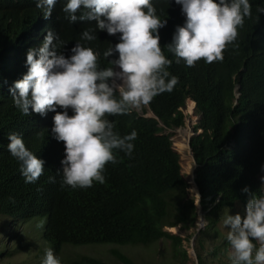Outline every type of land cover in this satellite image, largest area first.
<instances>
[{
    "label": "trees",
    "instance_id": "16d2710c",
    "mask_svg": "<svg viewBox=\"0 0 264 264\" xmlns=\"http://www.w3.org/2000/svg\"><path fill=\"white\" fill-rule=\"evenodd\" d=\"M65 2L57 0L50 18L43 19L36 0H0V213L18 218L44 215L41 236L54 250L62 243L148 247L161 239L165 247L158 252V262L148 253L135 262L117 249L112 254L123 264H185L188 257L178 246L180 235L163 227H193L195 207L187 195L189 185L180 171L179 154L171 146L169 133H160L163 127L158 120L171 119L170 129L182 126L181 110L182 123L170 116L187 97L194 101L198 118L189 136L197 163L193 179L200 204L212 202L207 209L211 214L236 204L244 207L248 197L241 189L245 186L252 195L264 194L258 175L264 170V13L257 12L264 8V0H250L252 15L245 18L222 62L201 60L194 67L175 63L166 48L175 28L185 21L181 6L174 0H152L156 14L167 21L159 30L160 43L173 60L168 70L179 82L172 92L158 95L147 106L157 119L134 110L108 117L121 136L137 132L134 150L130 157L117 152L118 162L106 166L105 183L84 189L62 184L64 145L51 132L55 113L25 116L9 92L27 72L28 49L38 48L49 30L66 42L65 55L79 42L99 53L101 67L108 66L103 52L119 41L118 35L97 31V40H82V30L94 22L70 23L62 12ZM10 133L20 135L27 148L45 161L44 174L35 183H25L20 163L9 153ZM49 177L54 180L50 182ZM81 261L78 264H106L90 256Z\"/></svg>",
    "mask_w": 264,
    "mask_h": 264
},
{
    "label": "clouds",
    "instance_id": "9594fccd",
    "mask_svg": "<svg viewBox=\"0 0 264 264\" xmlns=\"http://www.w3.org/2000/svg\"><path fill=\"white\" fill-rule=\"evenodd\" d=\"M174 2L181 6L185 21L175 28L166 48L175 63L183 61L187 67L201 60L222 62L245 18L252 15L250 0ZM56 3L36 0L43 19L50 18ZM62 12L70 23L94 22L82 30L84 41L97 40V31L118 35L119 41L103 52L108 66L101 67L99 53L79 42L65 55L66 42L49 30L38 48L28 49L27 72L9 92L25 116L55 113L51 132L64 145L62 184L84 189L105 183L106 166L118 162L117 152L130 157L134 150L137 132L121 136L108 117L150 105L158 95L172 92L179 80L169 72L173 60L160 43L159 30L167 21L156 14L152 0H66ZM257 12L264 13V8ZM8 140V151L20 163L25 183H35L44 174L45 161L27 148L20 135L10 133ZM241 191L248 197L243 215L235 212L223 219L229 259L231 264H264V194L252 195L247 186ZM42 264L61 261L49 248Z\"/></svg>",
    "mask_w": 264,
    "mask_h": 264
},
{
    "label": "rangeland",
    "instance_id": "374dc122",
    "mask_svg": "<svg viewBox=\"0 0 264 264\" xmlns=\"http://www.w3.org/2000/svg\"><path fill=\"white\" fill-rule=\"evenodd\" d=\"M181 103L182 101L173 110L170 116L177 118L179 123H182L179 109ZM193 106L194 101L187 97L183 106H181L184 114V124L181 127L170 129L169 126L171 127L173 124H168V122H170L171 119L162 120L160 122L163 127L161 132L169 133L170 138L174 140L177 152L180 142L190 136L193 129L192 124L197 122L198 115L194 112ZM133 110L139 111L144 115L152 114L148 111L147 106H144L143 109ZM167 124L168 126H166ZM177 126H180V124ZM173 130L176 133H174ZM186 149V157L187 155L191 157L186 160L181 158V155L178 153L181 167L180 171L184 179L191 181L193 171L190 173L189 168H192V170L194 169V160L188 144ZM258 175L261 188L264 192V170H261ZM190 185L191 184H187L188 188L186 187L187 195L195 201L197 193L194 192V185ZM198 204L199 210H195L196 221L193 227L182 229L179 225H175V227L165 226L163 229L170 233L180 235L178 246L181 250H186L188 257L185 264H231L229 259L230 248L226 239L228 229L223 225V219L226 215L235 212H239L243 215L244 207L240 204H236L232 209H218V213L215 215L207 211V209L212 206V202L206 200L200 204L198 199ZM202 211H205V216ZM44 219V215L18 218L0 213V264H42L45 251L49 248H51L54 254L60 259L61 264L82 263L81 259L88 256L98 258L106 264H123L112 254V250L114 249L128 255L134 262L139 259L141 255L144 256V254L147 253L153 254L158 262V252L165 247V243L161 239H158L148 247L115 242L62 243L58 250H54L41 236ZM202 220L204 223H202L201 229L196 233V225ZM181 237L184 239L182 243ZM196 257L198 259L197 262ZM176 258L177 256L174 259Z\"/></svg>",
    "mask_w": 264,
    "mask_h": 264
},
{
    "label": "water",
    "instance_id": "95a60500",
    "mask_svg": "<svg viewBox=\"0 0 264 264\" xmlns=\"http://www.w3.org/2000/svg\"><path fill=\"white\" fill-rule=\"evenodd\" d=\"M151 113L152 114H148V116H152V117H155V115H154V113L151 111ZM141 115H143V114H141ZM159 121V120H158ZM158 124L159 125H161V123H160V121L158 122ZM162 126V125H161ZM173 132L174 133H176L174 130H173ZM193 133V129H192V132H191V134ZM169 139L170 140H172V147H173V149L177 152V150H176V145H175V143H174V140L173 139H171L170 138V136H169ZM187 144H188V146H189V148L191 149V147H190V145H189V137L187 138ZM193 160H194V158H193ZM197 166V163L195 162V160H194V169H193V175H192V178H191V181L190 180H187V179H185V181L187 182V184H192V182H193V184H194V186L196 187V189H197V186H196V183H195V181H194V179H193V177H194V170H195V167ZM193 199V198H192ZM198 199H199V193H198V190H197V196H196V199H195V201L193 200V203H194V207H196L195 208V210L196 211H198L199 210V204H198ZM197 203V204H196ZM202 212H204V211H202ZM201 225H199L198 223H197V225H196V229H195V232L197 233L200 229H201ZM186 253V252H185ZM197 257H196V262H197Z\"/></svg>",
    "mask_w": 264,
    "mask_h": 264
},
{
    "label": "bare ground",
    "instance_id": "6f19581e",
    "mask_svg": "<svg viewBox=\"0 0 264 264\" xmlns=\"http://www.w3.org/2000/svg\"><path fill=\"white\" fill-rule=\"evenodd\" d=\"M180 110L182 111V108L180 107ZM148 111H150L151 112V110H149L148 109ZM183 113V112H182ZM179 127H181V126H179ZM186 147H187V139L185 138V139H183L181 142H180V145L178 146V152L177 153H179L180 155H181V158H184V159H189L191 156H188L187 155V157H186V154H185V152L187 151V149H186ZM192 152V151H191ZM193 155V154H192ZM193 170H192V168H189V172L191 173ZM191 185H194L193 183L191 184ZM190 185V186H191ZM194 192H196L197 193V189H196V187L194 186ZM204 213V212H203ZM204 216H205V213H204ZM204 219V218H203ZM202 223H204L203 222V220L202 221H200L199 222V225H202Z\"/></svg>",
    "mask_w": 264,
    "mask_h": 264
}]
</instances>
